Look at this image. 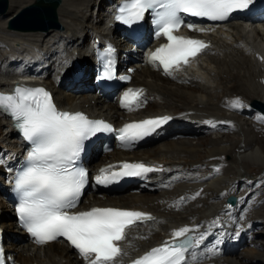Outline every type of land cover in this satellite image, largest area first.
Wrapping results in <instances>:
<instances>
[{
  "label": "bare ground",
  "instance_id": "obj_1",
  "mask_svg": "<svg viewBox=\"0 0 264 264\" xmlns=\"http://www.w3.org/2000/svg\"><path fill=\"white\" fill-rule=\"evenodd\" d=\"M8 1L9 11L0 14V86L7 85L15 78L12 58L14 54L31 57V54L37 50L47 56L46 60L50 62L45 82L55 90L61 105L72 109L88 110L91 113L98 112L100 116H106L112 120H117L124 115L118 109L116 101H107L97 92L72 93L58 86L56 71L60 67L62 54L66 55L74 51L79 53L77 56L83 58L82 50L88 40L106 34L111 7L106 4H111L115 0H61L58 8L61 27L37 31L8 27L13 16L36 0ZM209 39L214 43L212 50L205 53L193 67L179 73L177 79L164 76L148 65H141L135 60L128 59L129 65L137 66L131 85H144L148 90L150 103L144 110L145 115L170 113L178 116L177 125L164 137L169 140L168 142L129 153L114 150L100 156L99 164L130 158L164 163L167 169L172 170L171 174L177 170H189L194 172L192 174H198L203 167L219 162L218 156L230 155V165L225 167L222 175L212 179L211 176L206 177L207 180L203 182L187 180L171 189H162L148 194L150 196H145L146 193H136L131 190V187L119 194L103 193L97 196L89 193L84 196L81 204L85 207L92 205L137 207L158 214V222L145 228L143 235L148 238L129 237L132 242L130 249L133 251L138 249L137 252H142L160 244L168 237L172 228L218 211L226 202L219 198L220 193L235 178L249 174L252 165L263 167L261 174H264V151L256 147L259 139L255 136L251 137L256 125L249 122L248 117L244 120L240 114V108L233 107L239 95L248 101L264 102V84L261 80L264 77V61L256 58V53L264 55V23L247 26L243 21L234 20L227 23L225 28L209 34ZM116 41L122 49H130L133 46L125 43L120 37H117ZM158 43L159 41L155 45ZM67 59L70 58L67 57ZM85 59L88 72L92 58ZM234 79L236 82H232ZM82 82L87 81L82 80ZM209 121L212 124L221 123L223 128L226 127L224 124L231 122L230 125H234L235 131L240 132L241 138L223 140L216 136L195 145L191 141L175 138L179 134L205 132L210 128L205 125ZM10 127V122L0 117V151L4 150L5 153L10 152L17 144L16 139L12 137L13 130ZM208 144L205 151H202V146ZM235 148H238V151ZM2 170L3 166L0 165V183L5 180L6 174ZM209 172L211 174L213 170L206 167L202 176ZM197 177L199 180L198 175ZM203 185H205L204 190L200 192L203 196L200 195L199 199L183 209L176 211L167 207L166 199L184 194L187 190H198ZM9 210L4 200H1L0 216L3 218V226L8 235L17 239L8 245L16 259V264H83L62 241L45 246H35L27 241L26 236L11 221L12 214ZM253 221L257 225L261 224L259 219ZM256 233L255 237H257ZM251 242L233 255L218 257L212 264L257 262V258L254 257L257 253L249 248Z\"/></svg>",
  "mask_w": 264,
  "mask_h": 264
},
{
  "label": "snow or ice",
  "instance_id": "obj_2",
  "mask_svg": "<svg viewBox=\"0 0 264 264\" xmlns=\"http://www.w3.org/2000/svg\"><path fill=\"white\" fill-rule=\"evenodd\" d=\"M252 3L253 0H123L115 19L131 26L143 21L146 13L150 14L155 35L166 37L168 42L150 53L149 62L175 78L176 71L210 47L204 40L174 34L182 25L205 31L191 23L185 25L186 16L226 21L234 12L248 9ZM102 75L113 78L111 61ZM143 92V89L129 88L121 99L122 107L129 111L141 107ZM233 107H242V102L234 103ZM0 110L11 116L30 145L13 189L18 196V218L28 233L41 245L65 238L86 264H118V258L126 255L118 242L126 239L127 230L156 218L143 211L119 207L75 211L89 184V172L82 166L85 143L99 133L118 132L120 142L131 145L150 136L173 117L133 121L115 129L111 123L91 119L83 112L59 110L51 93L42 87L20 85L11 94L0 93ZM159 171L164 169L143 162H123L100 169L94 181L107 186L121 177H147ZM199 195L200 192L195 194ZM213 224L219 225V218ZM199 227L174 230L172 240L152 248L132 264H196L195 249L207 238L205 233L193 235ZM0 264H5L2 248Z\"/></svg>",
  "mask_w": 264,
  "mask_h": 264
},
{
  "label": "rangeland",
  "instance_id": "obj_3",
  "mask_svg": "<svg viewBox=\"0 0 264 264\" xmlns=\"http://www.w3.org/2000/svg\"><path fill=\"white\" fill-rule=\"evenodd\" d=\"M234 80L232 82H236V79H234ZM240 114H241V112H240ZM242 117H244V120H247L249 118L248 119V120H250L249 122L254 123L256 125V129H255V131L253 130L251 137L254 138V136H255L259 139V142L257 144L255 143L256 147H260L264 151V119H259L260 121H254V118H257V117H255L254 115L252 117H250L247 114L242 115ZM261 120H263V121H261ZM239 134H240V132H238L237 130L236 131L231 130L230 132H227V133H223V132L222 133H219V132H212V133L200 132L198 134H183V135L181 134V135H177L175 138L180 139V140L182 139V140L191 141L195 145V144L201 143V141L205 142V141L210 140V138L211 139L216 138V136L222 138L223 140H229L231 138L239 139V138H241V135H239ZM168 141H169L168 139L156 140L150 144H147L145 149H149V148H151L157 144H163V143H166ZM208 146H209V144L206 146H202L201 150L205 151V149ZM235 150L238 151V148H235ZM218 159H219V162L225 163V166L223 167V172H224V170L226 169L225 167H228L230 165L229 164L230 155L222 154V155L218 156ZM261 168H263V167L252 165L249 169V174L253 175V176L260 174V178H262L263 174H261V173L263 170ZM257 183H262V179H259L257 181ZM157 191L158 190H155L152 192H145V191H135V192L136 193H146V194H144L146 196L148 194H152V193L157 192ZM254 192H255V190L253 189V193ZM148 196H150V195H148ZM1 200H3V198L0 196V201ZM256 201H257V203H256ZM249 202L250 203L255 202L254 207L256 206L253 209V211L251 212L253 215L250 214L251 220L259 219L261 224H259V226H257V228H256V231L258 230V232L256 233L257 237H254L252 239L255 241H252V243L249 245L250 250L253 249L257 253V256H254V257H256L258 261L257 262H247L245 264H264V190H263L262 195L257 197L256 200L254 198H251L249 200Z\"/></svg>",
  "mask_w": 264,
  "mask_h": 264
},
{
  "label": "water",
  "instance_id": "obj_4",
  "mask_svg": "<svg viewBox=\"0 0 264 264\" xmlns=\"http://www.w3.org/2000/svg\"><path fill=\"white\" fill-rule=\"evenodd\" d=\"M61 0H36L34 3L23 8L10 20V27L25 30H49L60 27L58 20V7ZM9 8L8 0H0V14H5ZM254 105L264 112V105L258 101ZM234 202V199L230 200Z\"/></svg>",
  "mask_w": 264,
  "mask_h": 264
}]
</instances>
